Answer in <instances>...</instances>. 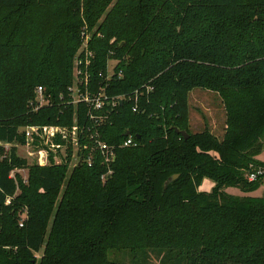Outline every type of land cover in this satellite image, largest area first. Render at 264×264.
Instances as JSON below:
<instances>
[{"label": "trees", "instance_id": "16d2710c", "mask_svg": "<svg viewBox=\"0 0 264 264\" xmlns=\"http://www.w3.org/2000/svg\"><path fill=\"white\" fill-rule=\"evenodd\" d=\"M87 36L81 89L119 97L113 107L71 103ZM38 86L48 102L35 109ZM195 89L220 98L221 138L191 130ZM74 123L91 166L17 154L24 126ZM97 141L114 146L108 165ZM263 147L264 0H0V264H115L111 250L264 264Z\"/></svg>", "mask_w": 264, "mask_h": 264}, {"label": "built area", "instance_id": "2783aa9c", "mask_svg": "<svg viewBox=\"0 0 264 264\" xmlns=\"http://www.w3.org/2000/svg\"><path fill=\"white\" fill-rule=\"evenodd\" d=\"M87 37H85L83 46L77 51L73 61V74L74 79L72 85L69 87L71 91L72 101L71 103L76 104L79 101L85 102L87 105L92 106L94 109H101L105 104L113 107L119 102V97L108 99L104 93V89L101 88L98 91H89L87 89L82 90L81 86L86 85L88 82V75L86 74V67L89 66L92 52L87 49ZM109 63V62H108ZM113 68L109 71L107 67V78L112 76ZM35 109L40 106L47 104V100L44 97L42 86H38L35 90ZM94 117V115H90ZM98 120H102L101 116H98ZM75 121V120H74ZM20 132L24 136V143L21 145L25 148L28 156L34 158V163L38 165H46L50 163L51 158H55V162H62L68 159L69 147L78 148V126L74 123L71 127L60 126L56 124L46 125H27L20 129ZM136 140L132 136H127L121 143V146H135ZM11 144H4L8 148ZM18 144H16L17 147ZM64 146V148H63ZM63 148L64 160L60 158L59 151ZM96 148L100 151L103 156V161L108 165L114 160V146H109L105 142L97 141ZM66 151V152H65ZM74 164L84 160L88 166L92 165L93 157L90 153L85 159L80 155L75 154ZM69 161H72L71 158ZM262 173V170L258 168L248 174L249 180H254L258 175Z\"/></svg>", "mask_w": 264, "mask_h": 264}, {"label": "rangeland", "instance_id": "374dc122", "mask_svg": "<svg viewBox=\"0 0 264 264\" xmlns=\"http://www.w3.org/2000/svg\"><path fill=\"white\" fill-rule=\"evenodd\" d=\"M116 61L110 60L108 63L109 71L114 67ZM190 119H191V130L201 131L207 125L212 132L219 138L222 137L223 131L222 128L224 126V111L221 104L220 98L216 95V93L211 92L209 90L203 89H195L190 93ZM64 148V146H63ZM63 148L59 151L60 158L58 160H64V152ZM77 151V147H69L68 155L72 161H69V169L72 165H74V157ZM66 152V151H65ZM17 154L27 160L28 163H34V158L27 155L25 148L21 145H17ZM55 158H51L54 161ZM255 159L264 162V147L255 154ZM254 170V169H253ZM20 174L25 177L26 170H19ZM208 180V179H205ZM208 183H210L208 185ZM212 186L211 181L203 182L201 189H210ZM231 190V188H230ZM253 195L263 196L264 197V182L260 185V187L256 188L255 191L252 192ZM249 193V194H252ZM41 252L37 253L39 256ZM109 259H111L115 264H139L138 258L131 256V254L124 250H111L109 251ZM145 264H159L157 258L149 257Z\"/></svg>", "mask_w": 264, "mask_h": 264}, {"label": "water", "instance_id": "95a60500", "mask_svg": "<svg viewBox=\"0 0 264 264\" xmlns=\"http://www.w3.org/2000/svg\"><path fill=\"white\" fill-rule=\"evenodd\" d=\"M175 131L180 133L184 138L188 137V134L185 130H180L177 127H174ZM125 135H128V132L125 133ZM138 137V136H137ZM177 177V174L172 175L171 180L175 179Z\"/></svg>", "mask_w": 264, "mask_h": 264}, {"label": "crops", "instance_id": "0c3cea01", "mask_svg": "<svg viewBox=\"0 0 264 264\" xmlns=\"http://www.w3.org/2000/svg\"><path fill=\"white\" fill-rule=\"evenodd\" d=\"M222 131H223V130H222ZM213 133H214V132H213ZM207 181H208V180H204V183L207 182ZM209 184H210V183H208V185H209Z\"/></svg>", "mask_w": 264, "mask_h": 264}]
</instances>
